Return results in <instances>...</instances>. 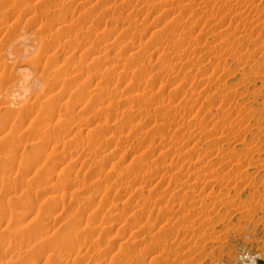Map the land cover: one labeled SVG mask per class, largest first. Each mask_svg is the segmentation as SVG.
<instances>
[{
	"label": "rangeland",
	"instance_id": "obj_1",
	"mask_svg": "<svg viewBox=\"0 0 264 264\" xmlns=\"http://www.w3.org/2000/svg\"><path fill=\"white\" fill-rule=\"evenodd\" d=\"M0 264H264V0H0Z\"/></svg>",
	"mask_w": 264,
	"mask_h": 264
},
{
	"label": "bare ground",
	"instance_id": "obj_2",
	"mask_svg": "<svg viewBox=\"0 0 264 264\" xmlns=\"http://www.w3.org/2000/svg\"><path fill=\"white\" fill-rule=\"evenodd\" d=\"M78 2V1H77ZM221 4V3H220ZM226 4V3H225ZM191 6V5H190ZM236 8V7H235ZM3 23V22H2ZM18 28V27H17ZM17 30V29H16ZM6 32H9L8 30H6ZM12 33V32H11ZM11 33H9V35L11 34ZM14 34V33H13ZM7 35V34H6ZM7 37V36H6ZM6 37H4V38H6ZM30 37V36H29ZM3 38V39H4ZM10 39H12L11 37H10ZM20 40V39H19ZM2 64V63H1ZM25 89V88H24ZM190 99V98H189ZM191 101V100H190ZM222 131V130H221ZM224 135V134H223ZM78 138V137H77ZM76 138V139H77ZM228 139V138H227ZM88 141V140H87ZM73 142H74V140H73ZM87 143V142H86ZM92 153V152H91ZM235 155V154H234ZM244 174H245V172H244ZM66 237V236H65ZM64 238V237H63ZM67 239V238H66ZM61 240V239H60ZM68 240V239H67ZM70 240V239H69ZM69 242V241H68ZM60 243V242H59ZM65 243H67V241L65 240ZM61 244H64L62 241H61ZM57 245H59L58 243H57Z\"/></svg>",
	"mask_w": 264,
	"mask_h": 264
}]
</instances>
